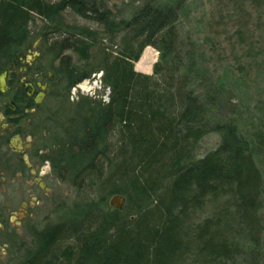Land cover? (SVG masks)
<instances>
[{
  "label": "trees",
  "instance_id": "1",
  "mask_svg": "<svg viewBox=\"0 0 264 264\" xmlns=\"http://www.w3.org/2000/svg\"><path fill=\"white\" fill-rule=\"evenodd\" d=\"M66 15L94 21L117 42L118 52L102 51L99 63L85 69L79 63L87 62L98 32L67 22ZM35 17L45 22L37 32L31 28ZM177 21L178 9L170 5L146 3L117 21L102 0H0V63L6 69L39 37L65 89L100 70L109 90L105 103H78L77 129L53 160L51 150L46 157L55 175L75 186L84 178L96 196L83 194L61 224L34 232V251L19 264L262 262L263 228L256 219L261 180L249 143L234 124L205 118L186 77L172 72L154 79L157 63L152 76L134 70L146 46L164 57L179 54ZM66 52L80 59L73 62ZM210 134L219 144L197 157ZM111 193L125 197L122 211L107 207ZM60 241L69 242L61 251Z\"/></svg>",
  "mask_w": 264,
  "mask_h": 264
},
{
  "label": "rangeland",
  "instance_id": "2",
  "mask_svg": "<svg viewBox=\"0 0 264 264\" xmlns=\"http://www.w3.org/2000/svg\"><path fill=\"white\" fill-rule=\"evenodd\" d=\"M102 1L103 8L109 9L117 21L131 17L146 3L159 7L170 5L178 9L176 30L179 54L164 57L151 47L155 61L150 66L149 74H142L152 76L153 66L157 63L158 74L153 76L154 79L167 77L172 72L180 74V78L186 77L194 95L206 111L205 118L211 123L219 120L234 124L239 134L247 140L251 159L261 180V185L257 188V202L260 208L256 219L263 228L261 248L264 250V0ZM66 17L67 22L84 27L87 32L91 29L98 32V43L89 50L87 62L81 58L79 63L85 69L99 63L102 51L114 55L118 52L117 42L109 39L94 21L80 16ZM44 23L35 17L31 28L37 32ZM51 33L54 36L58 32L52 30ZM30 43L31 46L23 50V63L17 61L16 68L18 70L19 67L27 65L25 62L28 59L30 65H27V75L30 80L46 83L48 89L42 103L36 105V113L26 116L24 122L21 120L23 131L14 139L18 145H30L32 151L42 150L47 158L51 150L53 160L58 145L77 129L78 117L82 113L77 108L78 103L83 99L105 103L108 88L101 82V71L98 70L74 88L65 89L63 82L58 83L51 67L56 62H53L52 56L45 54V46L40 38L32 39ZM33 52H37L38 56L34 57ZM64 54L70 56L73 62L80 59L79 55L71 52ZM6 68V64L0 63V73ZM49 74L53 76L49 78ZM24 123H27V126L23 127ZM9 126L5 121L0 122V133ZM219 142L217 135L206 136L197 147L196 156H205L214 150ZM2 152L7 153L3 150ZM2 152L0 188L3 178L13 177L8 174L5 176L3 168L7 167L9 160L3 158ZM33 154L30 159L32 164L42 163L43 160L38 158L40 153H37V157H33ZM109 157L114 161L115 153ZM46 163L49 170L41 178L51 189L48 196L38 191L37 196H34L35 200H27L26 195L9 194L7 189H0V219L3 224L0 233V264H19L24 261L34 251V232L61 224L71 204L83 194L85 198L96 196L88 189L84 178L80 177L82 182L77 179V187L70 178L63 179L55 175L48 159ZM103 169L106 170L105 167ZM110 188L111 186L106 188V192ZM113 194L116 193L109 194L107 198V207L111 209L113 208L109 205V199ZM22 198H25L28 204L23 208L18 204ZM38 199L39 203L36 205L35 201ZM8 203L9 207L6 206ZM209 213L211 206L205 210L204 216H209ZM68 241H60L56 248L63 250L65 245L69 244ZM261 259L260 264L264 262V258Z\"/></svg>",
  "mask_w": 264,
  "mask_h": 264
},
{
  "label": "flooded vegetation",
  "instance_id": "3",
  "mask_svg": "<svg viewBox=\"0 0 264 264\" xmlns=\"http://www.w3.org/2000/svg\"><path fill=\"white\" fill-rule=\"evenodd\" d=\"M18 61L21 63L23 61L22 57L18 56ZM25 63L28 66L30 65L28 62ZM27 65L19 67L18 70L16 64H14V67L8 68L5 71V85L2 88L0 87V122L5 121L10 125L0 133V152L3 150L8 153L2 152L3 158L9 160L6 164L7 167L3 168L5 176L7 174L13 176L11 179L3 178L0 189L2 191L7 189L9 194L26 195L27 200L31 198L35 200L34 196H37L38 191L44 196H48L51 193L49 185L41 178L49 170V166L46 165V155H43L42 150L32 151L30 145H18L16 143L17 140L14 138L23 131L20 125L21 120L23 119L22 121L24 122L26 121V116L36 113V105L42 103L45 98L48 84L30 80L27 75ZM52 76L53 74H49V78ZM22 79L23 81L20 83L19 81ZM26 81L32 83L34 87L31 97H28L21 87ZM42 86H45V88L43 89ZM20 101L23 103L21 104ZM22 126H27V123H24ZM37 153H40L38 158H41L43 161L35 165L32 164L30 159L32 154L33 157H37ZM26 202L25 198H22L18 204L23 208L28 205ZM35 202L37 205L39 199ZM6 206L9 207V203ZM2 230L3 224L0 219V233Z\"/></svg>",
  "mask_w": 264,
  "mask_h": 264
},
{
  "label": "water",
  "instance_id": "4",
  "mask_svg": "<svg viewBox=\"0 0 264 264\" xmlns=\"http://www.w3.org/2000/svg\"><path fill=\"white\" fill-rule=\"evenodd\" d=\"M33 56L34 57L38 56V53L37 52H34L33 53ZM27 62H29L28 59H27ZM10 67L12 68L13 67V64H11ZM5 77H6V73L5 72L0 73V87L1 88L4 87V85H5V81H4ZM19 82H22V80L19 81ZM42 88L44 89L45 87L43 86ZM22 89L24 90V92L26 93L27 96H32L33 91H34V88H33L32 84L30 82H27V81L24 82L22 84ZM125 202H126V199H125L124 196H122L120 194H116V195H113L110 198L109 205L113 209L121 211L123 209L124 205H125Z\"/></svg>",
  "mask_w": 264,
  "mask_h": 264
},
{
  "label": "bare ground",
  "instance_id": "5",
  "mask_svg": "<svg viewBox=\"0 0 264 264\" xmlns=\"http://www.w3.org/2000/svg\"><path fill=\"white\" fill-rule=\"evenodd\" d=\"M154 61H155V57H154L153 51L150 47H147L142 52V55L140 56L139 60L135 63V68L143 72L149 71L150 66Z\"/></svg>",
  "mask_w": 264,
  "mask_h": 264
},
{
  "label": "crops",
  "instance_id": "6",
  "mask_svg": "<svg viewBox=\"0 0 264 264\" xmlns=\"http://www.w3.org/2000/svg\"><path fill=\"white\" fill-rule=\"evenodd\" d=\"M137 70V69H136ZM138 71H140V70H138ZM143 72V71H142ZM145 73H147L148 74V71H146Z\"/></svg>",
  "mask_w": 264,
  "mask_h": 264
}]
</instances>
